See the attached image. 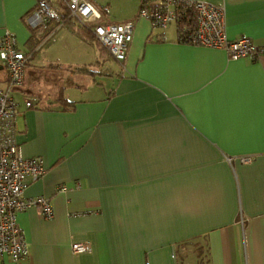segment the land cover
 Listing matches in <instances>:
<instances>
[{"label":"crops","instance_id":"obj_1","mask_svg":"<svg viewBox=\"0 0 264 264\" xmlns=\"http://www.w3.org/2000/svg\"><path fill=\"white\" fill-rule=\"evenodd\" d=\"M201 1L222 5L226 37L247 36L260 54L229 59L179 42L174 23L151 27L132 0L118 18L99 8L106 21L134 22L124 62L103 45L87 56L94 43L66 26L54 32L70 75L59 57L35 58L46 39L29 57L12 92L16 141L45 172L22 194L48 198L53 213H17L27 252L3 264H264V0ZM34 5L0 0V36L8 30L24 52ZM88 71L103 78L68 92L73 73Z\"/></svg>","mask_w":264,"mask_h":264},{"label":"built area","instance_id":"obj_2","mask_svg":"<svg viewBox=\"0 0 264 264\" xmlns=\"http://www.w3.org/2000/svg\"><path fill=\"white\" fill-rule=\"evenodd\" d=\"M137 17L146 19L153 28L164 29L174 23L179 42L222 48L229 59L257 57L261 52L247 36L232 40L226 37L222 5L201 0H141ZM67 21L88 26L117 61L126 60L134 22L105 21L101 10L90 0H35L24 19L30 28L50 31L64 27ZM27 58L19 50L15 36L6 30L0 36V61L8 71V83L0 88V264L5 255L17 261L27 252L23 230L16 221L18 212L35 207L47 218L53 213L48 198H25L22 194L29 180L38 179L45 172L42 158L21 156L16 141L15 118L20 110L12 92L23 84ZM33 101L27 97L24 105L30 107ZM73 249L87 251L88 245L74 244Z\"/></svg>","mask_w":264,"mask_h":264},{"label":"rangeland","instance_id":"obj_3","mask_svg":"<svg viewBox=\"0 0 264 264\" xmlns=\"http://www.w3.org/2000/svg\"><path fill=\"white\" fill-rule=\"evenodd\" d=\"M92 1L94 3H96L97 4L96 6L100 9L102 8V6L108 5L109 7L107 6L106 8H109L110 16L115 17V18H118L119 16H124L125 14H129V13L135 11V5H134V3H132V0H92ZM58 31L54 32L52 37H50V35H49L48 37H50V38H48V37L46 38V40L43 42L41 50L36 54L35 58L36 59H42V58L52 59V58L59 57V58H61V59H59V62L56 61V63H58L60 65L58 68L61 69V71L63 72L64 75L65 74L70 75L71 74L70 68H72L73 65L69 63L70 61L64 59V58H68L66 53L64 51L60 50L59 48H57V46H56L57 42L55 43ZM71 37H74V36H71ZM52 43L53 44L55 43V44L51 45ZM85 45L86 46H84V47H86V49L88 51L87 56H91L90 51H96V53L98 55V50L96 49V44H85ZM63 60H66V61H63ZM90 60H92V59H90ZM93 74H95V75L91 76L89 71L83 72V73L74 72L72 79L74 80L75 84L72 85L71 87L67 88V91L68 92L69 91H71V92L80 91L86 85L88 87L90 85H94V78L96 80L103 78V75L100 72L93 73ZM87 83H91V84L89 85ZM85 95H90V93L85 94Z\"/></svg>","mask_w":264,"mask_h":264},{"label":"trees","instance_id":"obj_4","mask_svg":"<svg viewBox=\"0 0 264 264\" xmlns=\"http://www.w3.org/2000/svg\"><path fill=\"white\" fill-rule=\"evenodd\" d=\"M70 22L67 21L66 23V27L69 29H76L78 31L79 36L83 39L86 40L90 43H94L97 46H99L101 49H103V47H101V44L99 43V41L94 37L92 31L90 30V28L86 25H77L75 28H73L71 25L69 24ZM68 25V26H67ZM27 26V25H26ZM30 36L27 39V41L25 42V47H26V51L25 53L28 55V59H30L33 54H35L37 47L41 44V42L43 40L46 39V37L50 34L53 33L56 30V27H54L52 29V31H50L49 29L46 28H42V27H36V28H30L28 27ZM178 40V38H177ZM30 57V58H29ZM27 62V61H26Z\"/></svg>","mask_w":264,"mask_h":264}]
</instances>
